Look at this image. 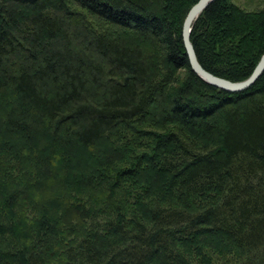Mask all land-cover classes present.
Masks as SVG:
<instances>
[{
	"label": "trees",
	"instance_id": "obj_1",
	"mask_svg": "<svg viewBox=\"0 0 264 264\" xmlns=\"http://www.w3.org/2000/svg\"><path fill=\"white\" fill-rule=\"evenodd\" d=\"M196 1L0 0V264H264V70L190 69ZM190 39L243 80L264 7Z\"/></svg>",
	"mask_w": 264,
	"mask_h": 264
},
{
	"label": "water",
	"instance_id": "obj_2",
	"mask_svg": "<svg viewBox=\"0 0 264 264\" xmlns=\"http://www.w3.org/2000/svg\"><path fill=\"white\" fill-rule=\"evenodd\" d=\"M213 0H197L188 10L182 23L181 37L188 59L190 69L205 83L217 87L228 92H239L250 87L261 75L264 70V53L260 56L254 69L250 75L239 81H232L220 76H217L205 68L198 62L195 49L190 39L192 25L198 18L200 13L212 2Z\"/></svg>",
	"mask_w": 264,
	"mask_h": 264
},
{
	"label": "rangeland",
	"instance_id": "obj_3",
	"mask_svg": "<svg viewBox=\"0 0 264 264\" xmlns=\"http://www.w3.org/2000/svg\"><path fill=\"white\" fill-rule=\"evenodd\" d=\"M238 5L246 9H257L264 7V0H234Z\"/></svg>",
	"mask_w": 264,
	"mask_h": 264
},
{
	"label": "bare ground",
	"instance_id": "obj_4",
	"mask_svg": "<svg viewBox=\"0 0 264 264\" xmlns=\"http://www.w3.org/2000/svg\"><path fill=\"white\" fill-rule=\"evenodd\" d=\"M260 78V77H259ZM256 83V82H255ZM253 86V85H252Z\"/></svg>",
	"mask_w": 264,
	"mask_h": 264
}]
</instances>
